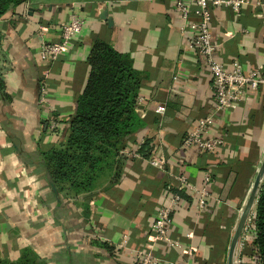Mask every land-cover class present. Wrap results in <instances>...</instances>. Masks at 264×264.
<instances>
[{
    "label": "crops",
    "instance_id": "0c3cea01",
    "mask_svg": "<svg viewBox=\"0 0 264 264\" xmlns=\"http://www.w3.org/2000/svg\"><path fill=\"white\" fill-rule=\"evenodd\" d=\"M173 0H26L0 18V257L31 247L51 264H134L148 248L157 264H227L229 242L264 153V86L247 91L237 106L214 113L212 76L188 47L191 29ZM106 9L109 20L99 16ZM76 13L81 32L56 60L39 57L43 42H58ZM215 58L225 67L264 70V0H243L238 14L213 10ZM126 53L140 73L137 107L142 126L126 146L151 143L149 157L116 156L113 172L90 192H56L43 154L65 138L85 87L95 40ZM42 98V99H41ZM159 106L163 114L156 113ZM213 114L206 133L224 143L214 153L186 148L182 140L200 118ZM57 120L55 131L49 122ZM116 168V171H115ZM114 171L116 173L114 177ZM210 175L206 208L178 188L180 175L200 186ZM172 190L182 192L165 241L152 240V223ZM173 241L178 245L170 246ZM243 264H253L249 258Z\"/></svg>",
    "mask_w": 264,
    "mask_h": 264
},
{
    "label": "trees",
    "instance_id": "16d2710c",
    "mask_svg": "<svg viewBox=\"0 0 264 264\" xmlns=\"http://www.w3.org/2000/svg\"><path fill=\"white\" fill-rule=\"evenodd\" d=\"M26 0H0V18L10 7ZM89 73L76 101L64 140L43 154L46 178L60 192L68 187L74 195L90 192L113 172L116 156L126 148L128 138L142 126L136 99L141 76L126 53L102 40L93 41L87 58ZM152 146L145 140L138 149L150 157ZM116 171V168H115ZM114 171V177L116 175ZM180 197L182 192L172 190ZM253 239L244 254L254 255V264H264V182L254 206ZM0 264H51L31 247H23L16 258L0 257Z\"/></svg>",
    "mask_w": 264,
    "mask_h": 264
},
{
    "label": "built area",
    "instance_id": "2783aa9c",
    "mask_svg": "<svg viewBox=\"0 0 264 264\" xmlns=\"http://www.w3.org/2000/svg\"><path fill=\"white\" fill-rule=\"evenodd\" d=\"M243 0H173V11L178 15L183 23L182 28H190L193 37L189 41L188 47L196 51L201 57L202 64L208 68L212 76L213 84V101L214 113L222 112L226 109H233L244 97L247 91H255L258 87L264 86V70L263 66H259L252 71L243 70L239 61L234 60L231 67L227 68L215 58L216 44L213 41L210 31L213 10L217 7H231L238 14ZM85 20L76 13L69 16L67 22L61 26V38L58 42H43L39 48V57L42 61L49 63L56 60L63 52H65L71 44L74 36L78 35ZM42 99V98H41ZM146 98L139 95L136 99V107L145 102ZM165 108L159 106L155 109L156 113L163 114ZM214 123L213 114L205 116L197 120L194 128L186 133L182 140V145L186 148H193L200 152L214 153L220 148L224 140L220 136L209 137L206 135L209 128ZM58 127L57 120L49 122V129L55 131ZM140 142L136 148L126 147L122 152L129 157H140L138 152ZM152 165L162 168L164 160L159 158H150ZM180 191L189 193L194 201L195 208L201 212L206 208L207 199L210 196L209 184L210 175L206 174L200 186L191 183L184 175L178 177ZM180 200L178 193H172L169 204L161 206L152 223V240L165 241L170 223L171 214L175 206ZM254 210V209H253ZM253 210L249 214L243 232L238 243L236 252V264H243L246 258L255 263V256L244 254L245 246L253 239L252 230L254 222ZM170 246H176L177 243L170 241ZM134 264H157L158 259L152 254L148 248L137 249L133 255ZM182 264H196L194 262L185 261Z\"/></svg>",
    "mask_w": 264,
    "mask_h": 264
},
{
    "label": "water",
    "instance_id": "95a60500",
    "mask_svg": "<svg viewBox=\"0 0 264 264\" xmlns=\"http://www.w3.org/2000/svg\"><path fill=\"white\" fill-rule=\"evenodd\" d=\"M99 16L103 20H109L106 16V9L100 10ZM264 182V153L260 162V165L256 171L252 186L249 190L247 199L243 205V208L238 216V220L235 224L228 250H227V264H236L235 258H236V252L238 243L240 241L243 228L245 226V223L247 221V218L251 211L254 209L257 196L260 190V187L262 183ZM50 187L53 189L54 192H56V188L53 185V183L49 182Z\"/></svg>",
    "mask_w": 264,
    "mask_h": 264
},
{
    "label": "rangeland",
    "instance_id": "374dc122",
    "mask_svg": "<svg viewBox=\"0 0 264 264\" xmlns=\"http://www.w3.org/2000/svg\"><path fill=\"white\" fill-rule=\"evenodd\" d=\"M64 187H65V189L63 190V192L65 193V192H68V187H67V185L65 186L64 185Z\"/></svg>",
    "mask_w": 264,
    "mask_h": 264
}]
</instances>
